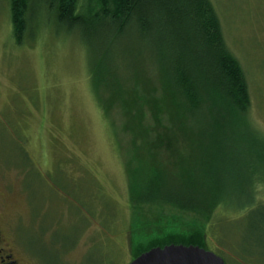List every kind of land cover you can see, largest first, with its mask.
Wrapping results in <instances>:
<instances>
[{
  "label": "rangeland",
  "instance_id": "obj_1",
  "mask_svg": "<svg viewBox=\"0 0 264 264\" xmlns=\"http://www.w3.org/2000/svg\"><path fill=\"white\" fill-rule=\"evenodd\" d=\"M213 2L254 98L253 130L244 133L250 141L230 151L233 172L247 177L249 185L230 186L224 179L225 192L241 196L246 188L256 190L264 204V0ZM30 24L19 43L9 0H0L1 224L7 238L22 244L27 263L128 264L135 258L136 221L148 232L169 222L188 229L207 224L193 210L130 201L126 164L104 116L80 33H68L54 14L41 9ZM148 143L140 146L146 157ZM202 145L180 141L173 149L160 147L167 187L206 189L202 180L195 183L207 167L209 146ZM245 200L240 209H217L214 218L222 217V232L209 231L208 245L228 264H264V218L243 213L250 206ZM225 233L229 238H222Z\"/></svg>",
  "mask_w": 264,
  "mask_h": 264
},
{
  "label": "trees",
  "instance_id": "obj_2",
  "mask_svg": "<svg viewBox=\"0 0 264 264\" xmlns=\"http://www.w3.org/2000/svg\"><path fill=\"white\" fill-rule=\"evenodd\" d=\"M84 2L9 0L16 40L23 42L40 9L54 14L68 33L78 31L89 53L90 74L104 116L126 164L130 201L169 203L207 218V224L189 229L169 222L150 232L134 222L135 257L172 242L210 249L209 231L219 232L215 236L222 232V217L216 220L215 212L220 207L240 209L242 197L250 205L243 213L250 217L260 213L263 219L264 204L258 202L256 190L246 188L242 197L225 192L224 179L230 186L243 181L249 185L247 177L233 172L230 151L250 141L244 133L252 129L254 98L213 0ZM258 139L254 134L253 140ZM148 141L150 157L140 148ZM180 141L209 146L205 174L195 182L202 180L206 189L166 186L158 151L164 146L173 149ZM222 238L229 237L225 233Z\"/></svg>",
  "mask_w": 264,
  "mask_h": 264
},
{
  "label": "water",
  "instance_id": "obj_3",
  "mask_svg": "<svg viewBox=\"0 0 264 264\" xmlns=\"http://www.w3.org/2000/svg\"><path fill=\"white\" fill-rule=\"evenodd\" d=\"M128 264H228L216 251L196 244L168 243L142 252Z\"/></svg>",
  "mask_w": 264,
  "mask_h": 264
},
{
  "label": "flooded vegetation",
  "instance_id": "obj_4",
  "mask_svg": "<svg viewBox=\"0 0 264 264\" xmlns=\"http://www.w3.org/2000/svg\"><path fill=\"white\" fill-rule=\"evenodd\" d=\"M1 219L0 212V264H28L21 251L22 244L13 238H7Z\"/></svg>",
  "mask_w": 264,
  "mask_h": 264
}]
</instances>
